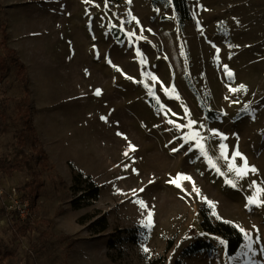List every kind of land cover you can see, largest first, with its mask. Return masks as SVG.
<instances>
[{"label":"rangeland","instance_id":"obj_1","mask_svg":"<svg viewBox=\"0 0 264 264\" xmlns=\"http://www.w3.org/2000/svg\"><path fill=\"white\" fill-rule=\"evenodd\" d=\"M185 2L186 14L172 0H0V166L18 150L33 154L18 109L28 110L48 156L46 169L32 163L43 183L26 218L32 231L14 239L23 220L0 199V264H264V206L248 205L264 189V0ZM3 39L25 65L24 79ZM197 131L207 155L183 139ZM237 149L256 172L229 171ZM75 170L101 186L77 209ZM178 174L191 180L178 188L169 182ZM29 177L0 171V187L23 192ZM201 207L242 233L233 255L222 235L201 227ZM101 217L107 227L93 233ZM198 240L211 247L186 254Z\"/></svg>","mask_w":264,"mask_h":264},{"label":"trees","instance_id":"obj_2","mask_svg":"<svg viewBox=\"0 0 264 264\" xmlns=\"http://www.w3.org/2000/svg\"><path fill=\"white\" fill-rule=\"evenodd\" d=\"M174 6L177 10L186 14L187 6L185 0H172ZM4 47L12 53L10 62L16 66L17 74L21 78L26 76L25 65L20 61V59L15 55L14 49L8 47L5 40H2ZM7 69V63L3 56H0V70L5 71ZM25 96L24 99L28 98L29 89L28 86L24 85ZM17 119L23 123L27 132H29V142L30 148L33 152L32 157H29L24 151L18 150V152L13 156V158L7 162L5 165L0 166V171L5 174L10 175L14 171L27 170L30 177L24 182L22 186V191L25 196L30 201V206L34 204V201L42 187V179L38 172L34 169L33 164L39 166L41 169H46L48 167V156L42 145V142L37 134V131L32 123L30 115L27 109H18ZM23 143V141H20ZM33 163V164H32ZM100 185H97L90 177V175L84 176L81 170H75L72 175V185L71 189L75 193H79L75 198L71 200V206L75 209L81 207V202L84 199H96L99 194ZM205 208V209H204ZM200 213L202 216L200 225L201 227L210 233L222 235L226 240L227 253L228 255H233L241 243H243L242 233L230 222L224 220H218L212 222L208 215V209L206 207H201ZM88 218L87 215H82L79 217V223H83L84 219ZM50 223L52 220L49 221ZM95 225H92L93 233H99L106 229V219L101 217ZM96 224H100L99 227ZM13 237L18 239L25 236L29 231L34 229V224L30 222L29 218L23 220L21 223H16L13 225ZM72 241V240H71ZM70 241V243H71ZM211 247L210 243L202 240H198L190 245L186 250V254H193L201 249H209ZM175 264H180V260H176Z\"/></svg>","mask_w":264,"mask_h":264},{"label":"snow or ice","instance_id":"obj_3","mask_svg":"<svg viewBox=\"0 0 264 264\" xmlns=\"http://www.w3.org/2000/svg\"><path fill=\"white\" fill-rule=\"evenodd\" d=\"M86 2H87V0H86ZM129 2H130V0H129ZM134 19H135V18H134ZM127 35H128L129 37H131V36L134 35V33H127ZM218 51H219V50L217 49V52H218ZM138 54H139V52H138ZM141 62L143 63L144 61L142 60ZM224 70H225V74L227 75V77H228L229 79H231L232 76H233V74H232L231 71L227 68V65L224 66ZM129 79H131V78H129ZM151 79H152L153 81H156V80H157V78H156L155 76H152ZM241 90H246V89H245V86L241 85V86H239V88H232V87H229V91H230V92H233V93L238 92V91H241ZM163 91L165 92L166 95H169V89H168V88H163ZM172 91H173V92L175 91L174 87H173ZM95 94H96V95H100V90L97 89ZM149 94H150V95H154V94L152 93L151 90H149ZM154 98L156 99L157 104H159V103H160L159 98H158V97H155V96H154ZM176 98L178 99V97H176ZM234 102H235V101H234ZM162 107H163V106H162ZM245 108L247 109L248 106L246 105ZM185 114H186V116L188 115V113H187V109H185ZM173 115H175V114H173ZM101 119H105V117H101ZM168 123H169V124H173L174 122H173L172 120H169ZM194 124H196V121L188 120L186 127L191 128ZM175 127L179 129V128L185 127V125H179V124H176ZM201 127H202V126H201ZM210 135H211V136H219L220 139H221V141L227 139L226 136H223L222 134L218 133V132L215 131V130H213V131L210 133ZM183 139H184L186 142H188V141H195V147H197V148L200 150V152H201L202 154L207 155V153L205 152V145H204V143L201 142L202 140H204V139H206V138H205V137H202L198 131H197V132H192V133H190L189 135L183 137ZM180 147L183 148L184 145L182 144ZM226 148H227V146H226L224 143H221V144L219 145L220 155H221V157H223L225 160L228 159V155H227V152H226ZM129 149H130V150H133V151L135 150V149H134V146H132V145H129ZM178 150H179V149H175V148L173 149V151H178ZM189 150H191V148H189ZM124 155L127 156V155H128V152L126 151V152L124 153ZM238 157L241 158V159L243 160V165H242V166H237V165L234 163V161H235L236 158H238ZM232 161H233V162H230V163L228 164V169H229V171H234L235 174H236V176H237L238 178H243L245 175L248 174L249 171H250V172H253V173L257 171L254 167H250V166L247 164V160H246V158H243L242 154L238 151V149L235 150V151L233 152V154H232ZM209 163L212 164V161H211L210 158H209ZM212 167L215 168L216 165H215V164H212ZM216 170H217V172L220 171L219 168H216ZM221 174H223V173H221ZM179 180H191V177H187V176H183L182 174H178V176L175 178V180H171V181H169V182H170V183H175V184H176V187L180 188V187H181V184L177 182V181H179ZM227 183H229V184H231L233 187H235V184H234L231 180L227 181ZM253 184L255 185V182H253ZM141 191H142V189H141ZM261 191H264V189H260L259 187H257V189H256L257 196L249 197V198H248V205H255V206H257V207L264 206V201H260V200L258 199V195H259V193H260ZM193 192H195L197 195H199V189L195 187L194 183H193ZM208 203L211 204L210 201H209ZM139 204H140V206H141L142 208L146 207V205L144 204L143 201H139ZM151 224H152V213L149 212V213H148V217H147V223L145 224V226H146V227H150ZM241 231L243 232L244 230L241 229ZM246 236H247V234H246ZM248 241H249V242H248V244H247V248L251 251V249H252V240H251V237H250V236H248ZM221 243H223V242H221ZM144 251H145V252H148L149 250H148L147 248H144ZM261 251L264 252V249H261Z\"/></svg>","mask_w":264,"mask_h":264},{"label":"built area","instance_id":"obj_4","mask_svg":"<svg viewBox=\"0 0 264 264\" xmlns=\"http://www.w3.org/2000/svg\"><path fill=\"white\" fill-rule=\"evenodd\" d=\"M0 199L7 214H14L21 220L30 215L29 199L17 187L12 186L6 191L0 187Z\"/></svg>","mask_w":264,"mask_h":264},{"label":"crops","instance_id":"obj_5","mask_svg":"<svg viewBox=\"0 0 264 264\" xmlns=\"http://www.w3.org/2000/svg\"><path fill=\"white\" fill-rule=\"evenodd\" d=\"M39 108H40V105H39ZM36 110V109H35ZM38 135H39V137H40V140H41V142H42V144H43V146H44V137L42 136V133H38ZM45 147V146H44Z\"/></svg>","mask_w":264,"mask_h":264},{"label":"bare ground","instance_id":"obj_6","mask_svg":"<svg viewBox=\"0 0 264 264\" xmlns=\"http://www.w3.org/2000/svg\"><path fill=\"white\" fill-rule=\"evenodd\" d=\"M134 196L132 193L130 194V197Z\"/></svg>","mask_w":264,"mask_h":264}]
</instances>
